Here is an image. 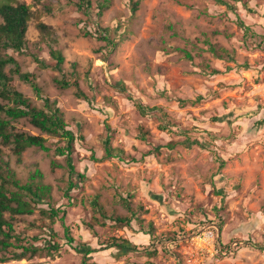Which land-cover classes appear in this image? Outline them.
<instances>
[{
    "label": "rangeland",
    "instance_id": "rangeland-1",
    "mask_svg": "<svg viewBox=\"0 0 264 264\" xmlns=\"http://www.w3.org/2000/svg\"><path fill=\"white\" fill-rule=\"evenodd\" d=\"M13 1L29 6L32 17L24 52L11 55L83 137L74 145L73 164L85 179L65 198L69 172L53 151L62 143L24 119L12 125L47 139L52 150L29 148L17 162L11 148L0 145V156L21 183L40 171L51 187V206L66 212L73 245L93 251L86 263L264 264V123L258 124L264 118V0H229L233 9L214 0H106L100 16L103 0H90L85 14L79 0ZM38 24L48 27V35ZM93 24L108 30L109 43L82 35ZM209 45L229 55L217 59ZM50 47L64 58L61 72L33 59L53 63ZM62 77L76 80L87 101L74 87L59 89L54 79ZM14 83L41 106L28 84L17 76ZM107 136L120 156L106 155ZM95 196L108 216L131 217L128 202L130 226L103 220L90 204ZM40 221L35 212L15 216L14 225L40 237L34 245L57 242L59 256L4 264H79L58 222L54 239L47 228H28ZM149 225L156 255H149L151 247L132 253L103 248L111 238L148 245L143 232ZM208 232L213 240L204 243L199 238Z\"/></svg>",
    "mask_w": 264,
    "mask_h": 264
},
{
    "label": "trees",
    "instance_id": "trees-1",
    "mask_svg": "<svg viewBox=\"0 0 264 264\" xmlns=\"http://www.w3.org/2000/svg\"><path fill=\"white\" fill-rule=\"evenodd\" d=\"M33 3L39 4L41 0H31ZM218 5H225L233 9L229 0H214ZM107 1L103 0L97 5V15L106 8ZM90 0H79L77 8L82 13H87L90 10ZM138 3L132 7L135 12ZM32 13L24 3H15L13 0H0V145L10 147L12 153L16 156L17 162H20L21 154L29 149L36 148L43 152H50L52 149L48 145L47 139L40 135H30L25 132L17 131L12 125V122L24 119L33 128L37 129L41 134H46L53 138H58L62 145L58 144L54 148V154L58 157H64L65 164L69 172V183L64 192L65 198L69 199V192L76 188L77 181H82L85 176L78 173L73 164V154L75 153V143L77 140L82 141L81 135H75L64 121L63 113L56 103L50 101L42 92L36 82L33 74L22 72L18 62L13 58L11 53L22 54L26 48V33L31 20ZM37 29L48 35V27L43 24H38ZM107 29L100 28L93 24L83 30L84 37H96L101 41H107ZM109 43V42H108ZM209 52L217 59H221L222 55L228 56V52L216 45H209ZM219 52L221 55H219ZM49 54L54 61L53 63L45 64L33 55L36 63L43 68H50L53 71L61 72V65L64 58L59 50L54 47L49 48ZM186 58L190 59L188 53H185ZM213 74L218 71L213 69ZM14 76H17L20 81L28 84L35 96L41 101V106L38 107L26 96H24L14 83ZM55 85L59 89L75 88V95L79 99L87 101L85 95L80 91L79 84L76 80L68 81L65 77L54 79ZM138 110H142L140 104H136ZM264 118L258 123L262 125ZM142 138L145 139L147 133H142ZM110 137L107 136L104 140V148L106 155L112 157L120 156V150L110 149ZM55 165V162H52ZM42 174L39 170H35L25 183H21L16 178V174L10 169L9 164L4 162L0 156V263L4 264L10 261L30 260L34 257H54L59 256L61 246L52 240H45L44 245H34L33 242L40 241V237H29L23 231L14 225L15 216L32 215L35 212L41 217L40 223L28 224V228H39L49 230L48 236L54 239L58 233L54 230L56 222L59 223L63 230V237L66 245L81 257L79 264H87L88 255L93 251L84 244L73 245L75 239L70 233L69 227L64 223L66 212L59 208L51 206V187L44 184ZM75 180V181H73ZM99 196H95L90 204L94 212L103 220H110L119 227H129L134 216L128 202L123 201L126 210L131 213V217L108 216L105 214L102 206L98 202ZM8 214V218L5 217ZM48 220L49 225H44L42 220ZM98 222V219H95ZM92 230V225H87ZM221 229V225H217ZM143 235L149 237V244L145 246H137L124 238H111L103 244L104 249H117L122 252H136L138 249L149 250V255H156L157 237L154 235V228L149 225V229L143 232ZM178 238V237H177ZM165 238L164 241H168ZM43 240V239H42ZM222 249L226 251L227 246Z\"/></svg>",
    "mask_w": 264,
    "mask_h": 264
},
{
    "label": "built area",
    "instance_id": "built-area-1",
    "mask_svg": "<svg viewBox=\"0 0 264 264\" xmlns=\"http://www.w3.org/2000/svg\"><path fill=\"white\" fill-rule=\"evenodd\" d=\"M214 234L212 232H208L207 234H204L203 237H200L199 239L203 241L204 243H210L213 240Z\"/></svg>",
    "mask_w": 264,
    "mask_h": 264
}]
</instances>
